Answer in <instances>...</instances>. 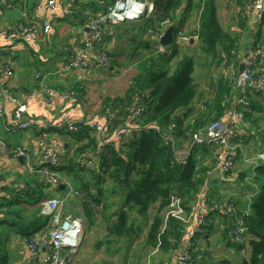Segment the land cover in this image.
I'll list each match as a JSON object with an SVG mask.
<instances>
[{
    "label": "trees",
    "instance_id": "obj_1",
    "mask_svg": "<svg viewBox=\"0 0 264 264\" xmlns=\"http://www.w3.org/2000/svg\"><path fill=\"white\" fill-rule=\"evenodd\" d=\"M5 1L10 6L0 4V11L17 10L18 21L31 25L32 22L43 21V16L39 17L34 13L39 6H36V3L38 1L40 3L41 0ZM69 1L60 18L68 23V26L72 24V29L78 34L77 41L80 43L87 24L85 12L105 11L113 0ZM57 2L62 5L61 0ZM153 2L157 8L156 22L168 19L170 24L177 21L181 14L190 10L194 4L193 0H153ZM246 6L247 4L244 9ZM196 7L199 8V13L197 28L193 31L197 32V39L194 42L183 43L181 46L171 43L166 51L157 52L145 30V37L135 45V49H140L137 52L139 54L137 72L130 79L126 91L123 95L108 96L103 99L102 117L105 115V108L111 111L110 118L105 119L104 129L97 136L87 122L75 120L78 128L67 133L70 142L63 149L59 164L53 168L49 167L64 173L77 185L76 189L79 190L80 196L72 198L69 207L72 208L71 203L74 201L79 203L81 216L85 220L84 230H89L96 219L101 220L105 235L95 246H104L107 254H112L114 252L112 246L116 245L115 254L119 255L120 250L128 249L144 230L143 246L162 252H176L183 241L185 219L171 211L179 208L184 215L190 214L191 204L198 198L200 190L208 180L209 171L216 162L212 149L206 145L193 147L185 164L173 162L176 147L183 148L190 133L201 130L211 121L224 117L225 109L229 108L226 99L230 97L232 101L235 93L231 91L226 77L220 75L216 77L215 83L211 84V96L203 99L202 107L198 110L195 105L190 106L198 87L195 71L206 67L223 69L236 61V56L240 52L238 36L224 30L219 23L216 0H197ZM24 11L25 16H21ZM128 23L132 26L141 24L143 27L148 22L129 21ZM120 24L123 22L108 25L101 37V45L106 46L107 43H111L115 48L116 39L123 37L124 33L130 35L128 27L120 29ZM130 36L126 37L127 40L132 39ZM116 48L118 52L115 53L119 54V46ZM253 49L257 48L253 47ZM188 51H192L193 55ZM134 52L135 50L132 53ZM66 53L61 52V56ZM111 56L110 51L109 57ZM258 60L261 61L260 57L251 66V70L261 76L262 74L256 69ZM116 63V60L110 62L111 65ZM4 64L10 67L14 75L10 60ZM39 73L43 71L37 67L30 77L32 84L24 88L25 90H36L41 86L55 88L52 83L40 85L36 77ZM69 84L72 85L67 92L71 93L72 97L75 94L78 97L82 96L84 88L79 82ZM139 104L144 108L139 115H136ZM180 109H183V112L179 113ZM245 116L251 119L250 115ZM258 121V117L252 116L250 123L256 124ZM129 122L134 125V130L124 141L116 142L111 139L112 132L117 126ZM170 125H173L172 141L165 143L162 135L168 131ZM103 132L105 139L101 136ZM88 160L92 165L85 167V162ZM251 171L253 174L250 175L251 179L259 184V190L251 197V212L232 215L233 224L226 226V231L230 239L236 238V235L231 233L234 230H242L239 233L240 237L246 233L252 236L249 242L250 255L242 259L239 264H264V161L253 163ZM235 172L236 167L232 169V174ZM227 174H230V171ZM32 175L35 179L28 181L29 183L25 180L20 181L18 185L0 186L4 192L0 194V224L5 222L9 225H18L16 227L20 228L34 225L35 219L39 217L40 203L52 196V191L63 192L62 188H53L46 177ZM238 175L242 176V173ZM2 180L3 177L0 175V183ZM109 192L112 195L116 194V201H109L111 196ZM219 204L226 206L224 203ZM26 206L31 211L30 215L23 211ZM212 210H215V207H210L209 213ZM133 212L136 215H131ZM235 212L240 211L235 210ZM2 233L4 234L5 231H0V234ZM27 233L30 235L31 231L28 230L23 234ZM1 241L0 238V246ZM194 252L191 253L192 258L195 257ZM102 264L114 263L105 260Z\"/></svg>",
    "mask_w": 264,
    "mask_h": 264
},
{
    "label": "crops",
    "instance_id": "obj_2",
    "mask_svg": "<svg viewBox=\"0 0 264 264\" xmlns=\"http://www.w3.org/2000/svg\"><path fill=\"white\" fill-rule=\"evenodd\" d=\"M193 1L194 4L191 6V9L181 14L178 19L179 23L183 25L184 29L188 32H191L197 28L199 8L196 7L197 0ZM248 1L250 0H216L217 17L219 23L224 30L230 32L234 36H238V45H240V36L244 37L245 32H248L246 33L248 37V42L242 43V48L238 46L240 52H238L236 56V61L232 62L228 66H225L223 69H218L217 72H220V75H222L223 77L231 76L239 70V64L243 62L244 52L247 48L254 47L258 50L263 51V54L260 56L264 59V47L262 46V44H264V30L261 29V24L264 25V18L260 19V21L263 20L260 22L259 19L253 16V13H251L250 15L245 14L244 7L246 4H248ZM61 2L62 5L60 6L57 3L59 8L52 13L45 12L44 0H41L40 3L39 1L36 3V6L39 5L40 7L34 10L35 15L39 17L43 16L52 23V28L50 32L45 35L44 38L39 39L37 41H18L10 47H6L5 41L0 38V65L3 63L4 60H10L12 67L11 70L14 71V75L10 76L5 74V72L0 68V90L2 88L7 89L8 91L10 90L11 94L14 95L16 99L15 101H12L7 98H2L0 94V105H2L5 115L4 121L8 124H12L14 122V119L11 116V111L13 107L19 103H24L27 105L25 117L27 119H30L29 121L40 120L48 124L47 128L31 126L25 130L15 129L14 131L8 132L3 128V125L0 122V136L9 142L16 141L18 143H21L23 146L31 149L32 161L34 163H38L41 159L43 146H51L56 150L60 151L62 149H65L68 143L70 142V137L67 135L68 131L58 130L54 128V122L59 120L61 117L69 115L75 120H83L84 122H87L91 118H96L100 122L105 123V119L102 118L101 110V113L99 115H96L98 112L96 111V106L99 104V100L102 95L115 97L124 94L129 85L130 79L137 72L136 65L139 56L137 52L140 51V49H135V45L138 41H141L143 39L132 37V39L125 42L124 45L119 46L120 53H115V56L118 58V60L115 59L117 63L115 65H110L108 68L109 71L107 73L99 75L97 74L96 71L98 70L96 69L79 70L70 73L72 75L58 73V77L56 79H51L50 77H48L46 80H44L45 76L51 72L54 65L57 66L60 63L61 52L56 51L55 49L51 50V46H49L47 51H44L45 47L42 46V44L50 43L52 41L54 33L57 32L63 26L66 27L65 30L69 28L68 23L63 22L60 17H62L63 13L65 12V8L68 6V2L70 1L61 0ZM231 4L234 7V10L237 11V14L234 13L233 15L236 18L235 20H237V15H240L239 21H236V23L239 24V27H236L235 23L230 24L232 12L229 7ZM18 16L19 12L17 10H1L0 28L8 27L15 21ZM241 23H243L244 25L242 26ZM223 24L228 25L224 26ZM137 25L141 26V24ZM248 27L254 28V30L249 31ZM237 31H239L240 33H238ZM260 35H263V39H260ZM75 36L76 37H73V39L71 37L67 42L69 44H72V42L77 41L78 36L76 32ZM56 39L57 37L55 36L53 40L55 41ZM38 41H40L41 43H38L37 48L33 50L35 52L39 51L35 59L37 62L31 64L28 63L27 60L17 61V59L21 58L22 56L19 51L22 50L23 46L27 42L33 45L35 44L33 42ZM76 43L79 42L77 41ZM46 47H48V44ZM5 50H7L9 54H4ZM134 50L135 52L132 53ZM116 51L118 52L117 48ZM49 57H54L55 59L49 60ZM121 58H124L123 61ZM47 61L49 62L47 63ZM22 64L24 65L21 67V69H19L18 67ZM37 67L40 71H43V73H39V75L36 76L37 80L40 82V85H47L48 83H52L55 85L57 94L53 95L48 101H43L42 98L39 96L32 97L29 99L28 94L31 91H34L35 89H28L29 91L24 89L32 84V81H30V77L32 74L29 73L34 72ZM125 69L128 74L120 76L123 70ZM256 69H261L260 64L256 65ZM21 72L25 73L24 78H21ZM94 72L96 74L92 75V73ZM261 73L263 74L264 71H261ZM95 76L103 80H93L92 78ZM39 77L40 80L38 79ZM67 78L70 81H67ZM201 78L202 84L205 85V75H201ZM215 79H213L212 83H215ZM73 82H79L81 86H83L84 93L82 94V96H79L81 98H60L59 94L62 91H67V89H70L69 87L72 84L69 83ZM203 85L201 86L204 89ZM254 93H261V95H264V91H251V93L248 94V99L246 100V104H244L246 106V109L249 110V112H246L245 115H250L251 119L252 116L260 115V113L257 112V110H259L258 105L259 102L263 103L264 101V98L262 96H257V98L254 100L252 98ZM235 96L236 93H234L232 96L234 98V101L230 102L231 106L228 102L229 108L225 109L224 111L226 116L222 118L223 121H226V119L229 118V116L227 117V115H232V112L238 110V107L240 108V105L236 103ZM78 98L81 102H78ZM200 98H202L203 100V96H201ZM192 101H194V99ZM244 104L241 106V108L244 107ZM192 105H194V102L190 104V106ZM195 107L199 110L202 106L199 107L195 105ZM181 112H183V109L179 110V113ZM259 122L260 121H258L256 124H252L250 122L248 123V121L243 123V125L249 129L247 130V134H249L248 137H250L251 140L256 139L257 142L258 138L264 140V137L261 138L259 136H254L251 134V131L254 128L260 130ZM232 124L233 123H227V129L229 132H235L236 130L235 125ZM236 124L238 123L236 122ZM43 135H45V138L43 137ZM101 136L102 139L106 138L104 132ZM263 149L264 148H259L257 150L258 152H260L263 151ZM241 152L242 155V149ZM241 155H237V157L240 159H235L236 172L232 175L227 173L223 174L220 169H218L219 171L217 169H211V172L208 176V180L206 184L203 185L204 187L200 190V193L198 195V198L201 199V201H203L205 204L209 203L210 205H215L218 203H224L226 204V208L211 211L208 215L209 217L206 223L201 226L196 224L193 217H190L189 215H184V213H182L179 208L172 210L175 212V214L185 219V230L181 247H187L189 245L190 247H193L192 251H195L193 264H239L242 259L248 258L250 255L251 247L249 242L252 239V236L246 233L244 236L242 235L243 237H241L240 239H230L226 231V226L233 224L234 219L232 215H240L245 212L250 214L251 197L254 195V193L259 190V184L250 177V175L252 174L251 167L253 163L249 165L250 168L248 170H243L241 168L242 164L240 163V160L242 159ZM0 169L6 172L4 173L5 176L3 177L0 186L6 184L18 185L21 183L18 176L20 177L22 175L34 174L29 172L23 166V163L18 160V158L2 154H0ZM237 170H239L238 173ZM240 172H242V176L238 177V174ZM242 177L244 179L248 178L251 184L247 183L246 181H243ZM3 193V190L0 189V194ZM232 205L233 208H231ZM235 210L240 212H235ZM16 226L18 225H9L3 223L1 228L4 229L0 228V231H5L4 234H0V238L2 239V241L5 238H7L9 241L12 233L17 236H13L11 238V243L8 242L9 244L7 245L5 250H2L0 246V264H21L22 262L27 261L29 258H38L39 252L33 253L27 245V239H29L30 235H28V233L23 234L25 233V230H30V225L24 226L23 228ZM36 233H33L31 235H34ZM100 233H97V241L103 239L105 231L102 229ZM143 238L144 235L142 236V238L141 235L139 238H137L142 242V245H144ZM85 240L86 239H84L83 242ZM97 241H95V239L91 240V243L94 242L92 244V247L94 246L95 248H98L96 249V251H98L97 256L99 258L96 262H94V259L92 261V258L89 256L88 253L86 255L84 254L86 251L80 252V250H77L71 256L69 263L67 264H102V262L108 260L103 255H107L104 246H95ZM174 254L175 251L162 252L160 254L161 257L158 258V264H171L173 262ZM165 257L167 258V260H165Z\"/></svg>",
    "mask_w": 264,
    "mask_h": 264
},
{
    "label": "built area",
    "instance_id": "obj_3",
    "mask_svg": "<svg viewBox=\"0 0 264 264\" xmlns=\"http://www.w3.org/2000/svg\"><path fill=\"white\" fill-rule=\"evenodd\" d=\"M45 12L52 13L56 11L59 6L57 0H44ZM0 4L10 6L5 0H0ZM123 5V7H119ZM40 6H37L38 9ZM246 15L253 13V16L257 19L264 18V0H250L244 9ZM157 8L154 5L153 0H113L105 11H98L92 13L91 11L85 12L87 24L84 27V34L82 41L78 45L72 46L69 44L67 47V53L63 56L60 64L59 74H68L73 71L79 70H94L105 69L110 66L109 52L111 51L112 44L107 43L106 46L101 45V37L106 32L109 24H116L129 21H146L149 23L147 28L148 36L152 40L155 50L157 52H164L167 46L160 43L159 39L164 34L165 28L170 25L168 19L161 22H156ZM21 16H25L22 12ZM31 24H24L21 21L15 19V21L6 28H0V38L5 41V46L10 47L18 41H37L44 38L52 28V23L45 17L41 23L32 22ZM37 23V24H36ZM197 39V32H188L184 29L183 25L178 24L176 26L172 43H176L181 46L183 43L190 42V39ZM4 54H9L5 50ZM263 51L254 50L253 48H247L244 52L243 68L238 70L237 74L226 77L228 85H230L231 91L240 93L239 96H235L236 103L242 104L246 97V88L250 86L256 87L257 90L264 91V76H255L251 70V66L254 64L258 55H262ZM1 61V60H0ZM7 60H4L0 65L1 70L7 75H12L10 67L4 64ZM38 76V75H37ZM2 98H7L15 101L14 95L5 88L0 90ZM56 89L47 86H41L40 88L31 91L28 94V98L39 96L43 101H48L53 95H56ZM71 93L65 91L59 94L60 98H69ZM143 105L139 104L136 109V115H139L143 110ZM27 111V105L19 103L15 105L11 111V116L14 119L12 124H8L4 121V109L0 105V122L3 128L8 131H14L15 129H28L31 126L47 128L48 124L44 121L35 120L29 121L25 116ZM102 118L109 119L111 111L105 108ZM225 115V113H223ZM232 115L237 114V110L232 112ZM242 115V113H240ZM228 117V115H227ZM81 121V120H80ZM233 119L229 117L226 121L222 118L211 121L203 129L193 131L190 133L187 141L184 142V148L176 147L173 162L176 164H185L191 149L199 145H206L212 149L214 154L216 168L221 169L224 173H228L233 169L234 159L232 158L229 145L227 123H232ZM87 124L94 129L97 133H100L105 123L100 122L98 119H89ZM170 125L168 131L162 135V139L165 143L172 141ZM54 128L58 130H66L68 132L75 131L78 126L76 121L69 115L61 117L54 122ZM134 130V125L125 123L117 126L113 132L112 137L116 142H122L128 137ZM45 138V135H43ZM45 140V139H43ZM63 149L58 151L51 146H43L41 159L38 163L32 161V152L29 148L23 146L21 143H13L3 139L0 136V154L12 155V157H21L23 166L31 173L38 174L46 177L50 185L55 188L63 185L62 195H57V192H53L52 196L47 197L40 203L39 214L49 217V222L43 228L39 229L34 235H30L27 245L33 253L39 252L38 258H29L27 261L21 264H66L69 262L71 256L80 247L84 237V219L82 216L77 215L69 207L70 200L75 196H80L79 190L72 186L64 173L58 170L50 169L59 164L62 158ZM261 158L264 156L261 154ZM91 161L85 162V167L91 166ZM50 167V168H49ZM231 207V206H230ZM226 206L220 204L218 209H224ZM210 211L209 205L205 204L201 199L197 198L192 204L190 209V217H193L196 224L201 226L205 223V218ZM65 224L67 226L65 227ZM242 230H234L231 233L236 235L235 239H240L239 233ZM41 251V252H40ZM192 249L187 247H178L173 257L171 264H192ZM40 259V260H39Z\"/></svg>",
    "mask_w": 264,
    "mask_h": 264
},
{
    "label": "rangeland",
    "instance_id": "obj_4",
    "mask_svg": "<svg viewBox=\"0 0 264 264\" xmlns=\"http://www.w3.org/2000/svg\"><path fill=\"white\" fill-rule=\"evenodd\" d=\"M229 9L232 12L231 13L232 14V18H231V23L230 24H234L235 23V26L236 27H239V24L236 23V21H239L240 15H237V20H235L236 18L233 15H234V13L237 14V11L234 10V7L232 6V4L230 5ZM261 21H263V20H261ZM128 22L129 21L123 22V24H120L119 28L120 29H124V28H127L128 27L129 33L132 36H130L127 33H124V36L123 37L116 39L115 48L117 46L124 45L125 42L129 41L126 38L128 36L135 37V38H138V39L139 38H142V37H145V30H147L146 28L148 26V23L145 24V25H143V27H142L140 25H138V26H132L131 23H128ZM131 22L141 23L143 21H131ZM223 25L224 26H227L228 24H223ZM261 26H262L261 29L264 30V27H263L264 25L261 24ZM65 28L66 27L63 26L57 32L54 33L53 38L56 36L57 39L54 41L53 38H52V41L50 43H47L48 44V47H46L47 44H42V46L45 47L44 51H47L48 48H49V46H51V50L52 49H55L56 51H59V52H62V53H66L67 52V47L69 46V43L67 41L71 37L73 39V37H76V36H75L74 29H72V24H70V26H69L68 29L65 30ZM248 29H249V31L250 30H254V28H250V27H248ZM237 32L240 33L239 31H237ZM246 33H248V32H245L244 37L240 36V39H239V44H240L239 46H240V48H242V46H241L242 43H247L248 42V37H247ZM259 37H260V39H263V35H260ZM76 42L77 41L72 42V46L78 45ZM33 43H35V44L32 45L31 43H28L27 42L23 46L22 50L19 51L22 56H21V58H18L17 61L27 60L28 63H31V64L37 62L35 59H36L37 53L39 51L38 52H35L33 50L36 49L37 46H38V43H41V42L38 41V42H33ZM262 46L264 47V44H262ZM115 48L113 46L111 48L112 56L110 57V62L112 60H115V59L118 60V58L115 56V51H116ZM188 52H189V54H192L193 55L192 51H188ZM259 57H260L261 61L258 60V62H259L258 64H260V68L261 69L257 70V72L259 74H262L261 71H264V59L261 56H259ZM53 59H55V58L54 57H49V60H53ZM62 59H63V56H61V60ZM121 59L123 61L124 58H121ZM61 60H60V63L57 66L54 65V67L52 68L51 72L48 75L45 76L44 80H46L48 77H50L51 79H56L58 77V73L60 72ZM48 62L49 61H47V63ZM23 65L24 64L20 65L18 68L21 69V67ZM97 70L98 71H96V72L99 75L108 72V70H105L103 68L102 69H97ZM217 71H218L217 70V67H214V68L213 67H211V68H207V67L206 68H200V69H197V71H195L194 74H195V76L198 77V79H197V82H198V92H197V95H196V97L194 98V101H193L194 102V105L201 107L203 105V100L200 97L203 96V99H206V98H208V97L211 96V92H212L211 83L213 82V79H215L217 76L220 75V72H217ZM120 73H121V71H120ZM21 74H22L21 78H24L25 73L21 72ZM29 74H32V72L29 73ZM95 74H96L95 72L92 73V75H95ZM127 74L128 73L126 72V69H125V70H123V72H122V74L120 76H124V75H127ZM203 74L205 75V80H204L205 85L202 84L201 75H203ZM68 75H72V74L68 73ZM262 75H264V73ZM255 76L258 77L259 75H256L255 74ZM92 79L93 80H100V81L103 80V79H100V78H98L96 76L93 77ZM127 79H128V77H127ZM66 80L67 81H70V80H68V78ZM201 85L204 86V89L202 88ZM254 90H256L257 92L262 91V90H260V91L257 90L256 87H254V86L247 87L246 88V97L244 98V102L242 104H239L240 105V108L238 107V110H237V114H239V115H228L229 117H231L233 119V121H232L233 124L232 125H235V129H236L235 132H229L228 133L229 145L231 147L230 154L232 153L231 156H232V158L234 159V162H235V159H240V158L237 157V155H241V153H242L241 152V149L243 150V154L241 155L242 156L241 157L242 159L240 160L241 161L240 163L242 164L241 165V168L243 170H245V169L248 170L250 168L249 165H251L254 162L264 161V159L261 158V154L264 156V149H263V151H260V152H258V150H257L259 148H264V140H262L260 138H258V142H257L256 139L251 140L250 137H248L249 134H247V130H249V129L246 128L243 125L244 122L248 121V123H249L251 121V119H249L244 114L246 112L247 113L249 112V110H247L246 109V106H245L246 100L248 99V94H250L251 91H254ZM239 95H240V93L237 92L236 96H239ZM257 96H259V97L262 96L264 98V95H261V93H254V95L252 96V98L255 100L257 98ZM73 97L77 98L78 96L75 94V95H73ZM73 97L71 95L69 97V99H72ZM106 97H108V95H102L101 96V98L99 100V104L96 106V109H97L96 111H98L97 113L100 112L101 107L104 105L103 99H105ZM229 98L230 97H228L226 99V102L227 103L228 102H231V100ZM78 101H79V98H78ZM233 101H234V98H232V102ZM243 104H244V107L241 108V106ZM258 106H259V110H257V112L260 113V115H256V114H254V115H256L259 118V121H260L259 122V126H260L259 128H260V130H257V129L254 128V129H252L251 134L254 135V136H259V137L262 138V137H264V130H263L264 129V101H263V103L259 102V105ZM240 113H242V115H240ZM224 116H226V115H224ZM236 122L238 124H236ZM95 133L98 136V133L96 131H95ZM93 135H95V134L93 133ZM13 143H18V142L14 141ZM78 143H80V142H78ZM197 155L199 156L200 154L198 153ZM234 167L235 166H233V169H234ZM238 167H239V165H238ZM212 169H217L218 170L219 168H216L215 166H213ZM210 172H211V170L209 171V174H210ZM221 172L223 174H225L222 170H221ZM4 173H6V172L4 170H1L0 169V175H2V177L5 176ZM230 174L232 175V170L230 171ZM238 177H239V175H238ZM19 179L22 182L25 181V180L27 182L28 181L31 182L33 179H35V176H33L32 174L22 175V176L19 177ZM67 179L70 182H72L68 177H67ZM243 181H246L247 183H250V181H249L248 178H246V179L243 178ZM72 186L74 188H77V185H75L73 182H72ZM108 187H109V191H110V185ZM57 195H62V193L61 192H57ZM109 195H111L110 198H109V201H111V202L116 201V197H115L116 194L115 195H112L109 192ZM115 203L116 202H114V204ZM71 204H72L71 205L72 206L71 210H73L77 215L81 216L82 210H81V207L79 206V203L74 201ZM207 204L209 205V208L210 207H213V208L215 207V210H218V206L220 205L219 203L218 204H215V206L214 205H210L209 203H207ZM69 206H70V203H69ZM23 211L27 212V215H30V213H31V211L29 210V208H27V206H26V208ZM171 212L173 214H175L174 211H171ZM38 215H39V217H37L35 219L34 225H31L30 226V230H29V231H31L30 235L33 234V233L38 232L39 229L43 228L49 222V220H48L49 217H47L46 215L39 214V213H38ZM131 215H136V213L133 212V213H131ZM208 217L209 216H206L205 223H206ZM84 222H85V220H84ZM3 223H5V222H2V224ZM2 224H0V228H1ZM84 228H85V223H84ZM102 229L105 231V228L103 226V223L101 224V220L98 218V219L95 220L94 225L92 226L91 229H89V230H86L85 229L84 230L83 240L84 239H86V240L84 242L82 240V243H81V245H80V247L78 249V250H80V252L86 251L84 254L86 255L88 253L89 256L92 258V261L94 259V262H96L98 260V258H99L97 256L98 255V253H97L98 251H96V249H98V248H95L94 246L92 247V244L94 242L91 243V240L92 239H95V241H97L96 240L97 233L98 232L100 233L102 231ZM27 231L28 230H25L24 232H27ZM8 232H9V230H8ZM143 233H144V231L141 233V238L143 236ZM13 234L14 233H12V235L10 237V240H11V238L13 236L14 237H17L15 234L14 235ZM10 240L8 241V239L5 238L2 241V244H1V249L2 250H5L6 249L7 245L9 244L8 242H10ZM115 248H116V245L112 246V250H114V252L112 254H107V255L106 254H103L106 259L111 260L114 264H158V258L161 257L160 254L162 253V252H160V250H157V249H154L153 250L152 248L143 246L142 245V242L140 240H138V239H135V241L132 243V245L130 247H128V249L126 248V249L120 250L119 255H117V253L115 254ZM80 255H81V253H80ZM165 260H167L166 257H165ZM193 260H194V258H192V264H193ZM67 263H69V262H67Z\"/></svg>",
    "mask_w": 264,
    "mask_h": 264
},
{
    "label": "water",
    "instance_id": "obj_5",
    "mask_svg": "<svg viewBox=\"0 0 264 264\" xmlns=\"http://www.w3.org/2000/svg\"><path fill=\"white\" fill-rule=\"evenodd\" d=\"M119 7H123V5H120ZM179 24V20L173 22L172 24L168 25L165 30H164V34L160 37L159 41L162 45L164 46H168L172 43L173 40V35L176 29V26ZM195 39L191 38L190 42H194ZM243 68V63L239 64V69L241 70ZM40 80V77L38 78ZM203 132H205V129H202ZM18 160L20 162H22V158L18 157ZM59 188H63V185H60ZM67 226V224H65V227Z\"/></svg>",
    "mask_w": 264,
    "mask_h": 264
},
{
    "label": "flooded vegetation",
    "instance_id": "obj_6",
    "mask_svg": "<svg viewBox=\"0 0 264 264\" xmlns=\"http://www.w3.org/2000/svg\"><path fill=\"white\" fill-rule=\"evenodd\" d=\"M114 47V46H113ZM111 65V64H110ZM109 68V67H108Z\"/></svg>",
    "mask_w": 264,
    "mask_h": 264
},
{
    "label": "clouds",
    "instance_id": "obj_7",
    "mask_svg": "<svg viewBox=\"0 0 264 264\" xmlns=\"http://www.w3.org/2000/svg\"><path fill=\"white\" fill-rule=\"evenodd\" d=\"M180 24V23H179Z\"/></svg>",
    "mask_w": 264,
    "mask_h": 264
}]
</instances>
